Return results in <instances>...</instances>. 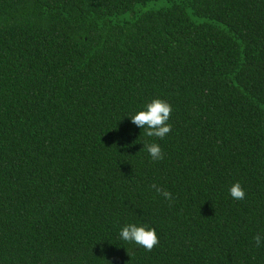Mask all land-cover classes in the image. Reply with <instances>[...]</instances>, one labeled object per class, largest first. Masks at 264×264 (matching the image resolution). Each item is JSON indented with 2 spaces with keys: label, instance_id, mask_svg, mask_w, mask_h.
Wrapping results in <instances>:
<instances>
[{
  "label": "trees",
  "instance_id": "obj_1",
  "mask_svg": "<svg viewBox=\"0 0 264 264\" xmlns=\"http://www.w3.org/2000/svg\"><path fill=\"white\" fill-rule=\"evenodd\" d=\"M258 233L264 0H0V264H264Z\"/></svg>",
  "mask_w": 264,
  "mask_h": 264
},
{
  "label": "clouds",
  "instance_id": "obj_2",
  "mask_svg": "<svg viewBox=\"0 0 264 264\" xmlns=\"http://www.w3.org/2000/svg\"><path fill=\"white\" fill-rule=\"evenodd\" d=\"M172 106L165 100L154 98L133 114L127 115L131 122L138 128L143 129L147 137H157L164 139L171 131L169 123ZM142 148H146L152 160L163 159V151L159 143L145 142ZM158 191H160L158 189ZM230 197L234 200H243L245 190L239 182H235L228 189ZM165 199H171V193L161 192ZM119 238L126 244H135L145 250L151 251L158 245L159 239L157 230L145 223L130 222L119 230ZM255 246H264V233H258L255 237Z\"/></svg>",
  "mask_w": 264,
  "mask_h": 264
},
{
  "label": "rangeland",
  "instance_id": "obj_3",
  "mask_svg": "<svg viewBox=\"0 0 264 264\" xmlns=\"http://www.w3.org/2000/svg\"><path fill=\"white\" fill-rule=\"evenodd\" d=\"M153 6H150V7H148L146 10H149L150 8H152Z\"/></svg>",
  "mask_w": 264,
  "mask_h": 264
}]
</instances>
